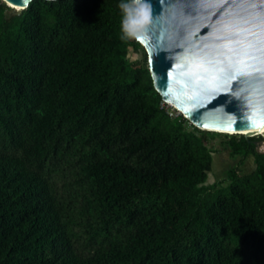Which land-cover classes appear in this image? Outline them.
I'll return each instance as SVG.
<instances>
[{"label": "trees", "instance_id": "obj_1", "mask_svg": "<svg viewBox=\"0 0 264 264\" xmlns=\"http://www.w3.org/2000/svg\"><path fill=\"white\" fill-rule=\"evenodd\" d=\"M120 3L0 1V264H264L259 136L225 132L240 158L206 183L217 132L169 113ZM69 147L82 232L42 173Z\"/></svg>", "mask_w": 264, "mask_h": 264}, {"label": "water", "instance_id": "obj_2", "mask_svg": "<svg viewBox=\"0 0 264 264\" xmlns=\"http://www.w3.org/2000/svg\"><path fill=\"white\" fill-rule=\"evenodd\" d=\"M27 6L26 0H7ZM246 0H148L151 4L150 23L138 40L147 53V66L154 88L161 99L172 102L183 115L198 128L223 132H240L253 128L248 119L257 111L258 121H264V55L246 49L248 37H242L239 46L243 63L241 72L234 73L235 80L200 90L195 97L177 98L166 93L168 71L177 61L169 55L181 56L193 45L202 46L209 41L212 32L225 21L238 22L245 17L242 5ZM239 35V34H238ZM246 53V54H245ZM159 78V89L156 87ZM164 89V91H160ZM231 125L232 130L224 129ZM208 125V127H204ZM246 134V133H243ZM249 134H246V136Z\"/></svg>", "mask_w": 264, "mask_h": 264}, {"label": "clouds", "instance_id": "obj_3", "mask_svg": "<svg viewBox=\"0 0 264 264\" xmlns=\"http://www.w3.org/2000/svg\"><path fill=\"white\" fill-rule=\"evenodd\" d=\"M27 2L30 0H26ZM119 7L121 38L127 36L139 39L143 29L150 23L151 4L148 0H121ZM242 9L245 17L239 23L244 27H236V21H225L216 27L209 41L202 46L193 45L181 56H168V59L177 62L167 74V94L177 98H191L198 95L200 90L215 87L214 81L217 79L222 83L235 80L234 73L241 72L238 65L243 63L239 50L242 37L250 39L246 49H253L264 55V0H246ZM156 87L159 89V78H156ZM258 115L257 111H253L248 118L253 128H256L253 122L258 121ZM256 129L264 132V127Z\"/></svg>", "mask_w": 264, "mask_h": 264}, {"label": "rangeland", "instance_id": "obj_4", "mask_svg": "<svg viewBox=\"0 0 264 264\" xmlns=\"http://www.w3.org/2000/svg\"><path fill=\"white\" fill-rule=\"evenodd\" d=\"M5 4V12L12 13L18 10L17 5L7 3L4 0H0ZM141 44V43H140ZM142 45V44H141ZM131 58H142L145 55L147 64V53L142 45V49L135 52L133 50L129 51ZM166 106L168 104H165ZM170 110V108H168ZM217 132L213 137L209 139L216 148V151L212 152L211 168L208 171V178L206 183H211L215 180H221L225 175L228 168L236 164L239 160V156L232 157L229 153V148L225 147L223 140L227 138L224 136L225 132ZM228 133V132H227ZM259 134H254L257 137L256 149L258 151H264V132H258ZM246 136V134H244ZM250 135V134H249ZM248 136V135H247ZM76 148L69 147V152L61 151L54 154L49 158L42 168V173L50 183L51 189L59 201L66 202L64 206V212L71 217V224L74 228L79 229V231H84V228L79 223L85 222L86 218L79 212V205L82 202V195L79 193L82 189L81 177L79 174V164L84 160L81 151L75 150ZM240 168L242 173L251 172L254 168V160L252 155H247L243 158L240 163ZM81 237L78 243H81ZM242 246V242H240Z\"/></svg>", "mask_w": 264, "mask_h": 264}, {"label": "bare ground", "instance_id": "obj_5", "mask_svg": "<svg viewBox=\"0 0 264 264\" xmlns=\"http://www.w3.org/2000/svg\"><path fill=\"white\" fill-rule=\"evenodd\" d=\"M4 1H6L7 3L9 2V1H7V0H4ZM9 3H11V4H13V5H17L19 8L18 9H20V8H22L23 6H20V5H18V4H15V3H12V2H9ZM168 103H171L173 106H174V104L172 103V102H170V101H167ZM176 107V106H175ZM179 109V108H178ZM230 132V131H229ZM240 132H243V133H246V134H250V135H252V134H259L258 132H260V131H258V129H256V128H250V129H245V130H242V131H240ZM261 133V132H260Z\"/></svg>", "mask_w": 264, "mask_h": 264}, {"label": "built area", "instance_id": "obj_6", "mask_svg": "<svg viewBox=\"0 0 264 264\" xmlns=\"http://www.w3.org/2000/svg\"><path fill=\"white\" fill-rule=\"evenodd\" d=\"M162 103L165 105V104H168L166 107H169L170 110H169V113L170 114H178V113H181L182 114V111L180 109H178L177 107H175V105L173 106L171 103H168L167 101L163 100Z\"/></svg>", "mask_w": 264, "mask_h": 264}, {"label": "snow or ice", "instance_id": "obj_7", "mask_svg": "<svg viewBox=\"0 0 264 264\" xmlns=\"http://www.w3.org/2000/svg\"><path fill=\"white\" fill-rule=\"evenodd\" d=\"M253 125H254V127H256V128L264 127V121H254V122H253ZM204 127L207 128L208 125H204ZM224 130H225V131H231V130H232L231 125L229 124L228 127H226Z\"/></svg>", "mask_w": 264, "mask_h": 264}]
</instances>
